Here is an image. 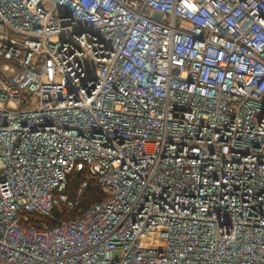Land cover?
<instances>
[{
  "label": "built area",
  "instance_id": "obj_1",
  "mask_svg": "<svg viewBox=\"0 0 264 264\" xmlns=\"http://www.w3.org/2000/svg\"><path fill=\"white\" fill-rule=\"evenodd\" d=\"M0 264H264V0H0Z\"/></svg>",
  "mask_w": 264,
  "mask_h": 264
},
{
  "label": "trees",
  "instance_id": "obj_2",
  "mask_svg": "<svg viewBox=\"0 0 264 264\" xmlns=\"http://www.w3.org/2000/svg\"><path fill=\"white\" fill-rule=\"evenodd\" d=\"M82 174H75L74 181L75 184L72 185L71 189L73 190V195L77 196L76 191L79 189L81 183ZM105 197L104 191L99 187L98 183L91 181L88 188L85 190L84 194L81 196L80 205L75 209L74 213L71 215L65 216L63 219L65 221L75 218L78 215L79 211H85L87 208L93 204L101 201Z\"/></svg>",
  "mask_w": 264,
  "mask_h": 264
}]
</instances>
